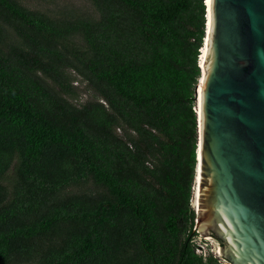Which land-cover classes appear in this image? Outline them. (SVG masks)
I'll use <instances>...</instances> for the list:
<instances>
[{
  "label": "trees",
  "instance_id": "1",
  "mask_svg": "<svg viewBox=\"0 0 264 264\" xmlns=\"http://www.w3.org/2000/svg\"><path fill=\"white\" fill-rule=\"evenodd\" d=\"M205 1L0 0V264H225L194 244Z\"/></svg>",
  "mask_w": 264,
  "mask_h": 264
},
{
  "label": "water",
  "instance_id": "2",
  "mask_svg": "<svg viewBox=\"0 0 264 264\" xmlns=\"http://www.w3.org/2000/svg\"><path fill=\"white\" fill-rule=\"evenodd\" d=\"M205 40L195 229L225 264H264V0H210Z\"/></svg>",
  "mask_w": 264,
  "mask_h": 264
},
{
  "label": "rangeland",
  "instance_id": "3",
  "mask_svg": "<svg viewBox=\"0 0 264 264\" xmlns=\"http://www.w3.org/2000/svg\"><path fill=\"white\" fill-rule=\"evenodd\" d=\"M23 5L27 6L30 9H40L42 11H47L50 14L57 13L59 11H74L76 13L86 12L87 14H94L96 16L95 8L93 7L90 0H18ZM76 79L73 82L74 87L76 88L77 98L73 101L75 104L81 105L88 101L97 99L93 91L89 89L85 82H82L81 79L75 76ZM195 188V186H194ZM193 204V202H192ZM207 237V238H206ZM216 239L212 236H202L198 235L194 239V244L197 249V253L203 257H208L209 255L219 256V251L212 247ZM221 258V257H220Z\"/></svg>",
  "mask_w": 264,
  "mask_h": 264
},
{
  "label": "bare ground",
  "instance_id": "4",
  "mask_svg": "<svg viewBox=\"0 0 264 264\" xmlns=\"http://www.w3.org/2000/svg\"><path fill=\"white\" fill-rule=\"evenodd\" d=\"M206 5H207V29L209 30V27H210V0H206ZM205 56H206V40H205V44H204V47L202 49V54H201V57H200V65L202 67H204V59H205ZM203 74H206L204 73V70L202 72V76H201V79L204 78ZM200 79V81H202ZM200 84V87H201V82L199 83ZM199 87V100H198V109H197V112H198V115L200 116L201 115V89ZM199 106H200V109H199ZM196 184H195V188H194V200H193V207L196 208L197 206V203H198V200H197V197L200 196V188L198 187V184H197V181H198V177L196 178ZM207 238V237H206ZM219 253V252H218Z\"/></svg>",
  "mask_w": 264,
  "mask_h": 264
}]
</instances>
